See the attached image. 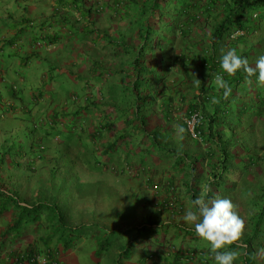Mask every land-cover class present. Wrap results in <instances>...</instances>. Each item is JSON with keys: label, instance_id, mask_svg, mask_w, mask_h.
<instances>
[{"label": "trees", "instance_id": "trees-1", "mask_svg": "<svg viewBox=\"0 0 264 264\" xmlns=\"http://www.w3.org/2000/svg\"><path fill=\"white\" fill-rule=\"evenodd\" d=\"M51 1L56 10L48 19H56L54 24L36 12L41 0H34L33 7L31 0H0V117L7 111L1 103L3 92L6 88L9 91L7 83L24 80L28 69L36 68L30 75L44 81L58 83L73 78L88 88L78 89L70 97L62 115L32 120L28 125L30 142L18 140L22 138L19 135L16 141L0 147V217L8 212L12 217L0 239L19 238L25 231L36 234L24 252L13 253V264H34L31 261L38 255L46 258L47 264H62L61 253L85 237L92 238L94 258L107 256L112 249L117 252L111 264L127 262L138 246L150 251H146L140 262L137 257V264H149L150 260H145L150 257L154 258L151 264H157L158 256L164 259L162 264H168L166 252L158 256L151 254L168 242L159 238L166 234L160 222L152 220L124 231L110 230L95 222L69 224L62 210L75 198L74 184H77L75 191L83 198L82 194H98L103 186L93 181L95 174L104 176L111 172L128 176L124 168L126 159L122 160V168L116 163H100L94 157L89 165L85 160L87 136L94 144L95 140L103 139V133L113 132L114 142L101 153L106 158L113 152L121 155L120 146L131 139L144 145L147 159L155 157L164 162L172 156L174 168L188 172L185 162H191L192 155L167 147L172 111L182 109L180 134L192 140L185 121L196 115L194 132L206 146L201 158L209 170V180L198 191L195 187L199 180L192 178L198 176L194 165L190 167L192 177L186 179L191 186V207L186 214L198 219L199 225L185 232L184 238L190 236L196 240L204 236L209 214L207 202L215 205L227 201L236 207L245 204L250 232L243 238V248L239 247L243 250L241 264H255V248L264 255V141L258 148L255 143L250 147L245 132L253 121L264 118V0H97L102 2L97 7L104 8L111 24L125 22V29H116V36L108 35L106 30H100L97 36L88 28L82 32L78 30L79 21H70L71 15L78 14L80 20L92 25L95 4L86 9L84 0ZM50 26L56 29L52 37ZM63 30L66 33L59 34ZM88 34L95 36L88 39ZM26 36L30 37L26 48L36 47L43 52L60 42L66 48L74 47L70 41L81 42L84 47L86 41L90 42L92 48L86 47L87 53L80 52L75 57L78 63L84 59L90 61V73L62 69L61 64L68 60L63 51L56 55L48 51L42 55L40 51L22 54L25 49L22 38ZM108 59L118 64L111 65ZM31 62L32 66L28 67ZM98 83L102 88L94 89ZM42 99L41 95L33 96V104ZM14 110L8 109L10 113ZM90 112L100 117L94 128L88 123ZM113 116L118 117L114 120ZM152 116L159 117L162 123L155 129H147L146 121ZM63 119L65 133L61 134L74 140L70 148L75 153L68 148L46 152L36 142L37 138L48 134L58 136L60 132L54 134L50 130L59 128ZM195 156L198 159L199 155ZM82 167L80 172L78 168ZM38 173L47 176V180L33 181ZM30 183L39 184L28 191ZM199 196L203 201L196 202ZM158 207L162 208L156 211L159 215L185 214L181 202L171 198ZM153 225L156 227L152 228ZM234 246L232 241L228 248L239 249ZM179 251L178 257L183 255L182 248ZM175 252L174 249V255ZM221 253L219 248H203L191 253L192 260L185 257L182 264L190 261L210 264ZM172 263L179 264L177 256L172 257Z\"/></svg>", "mask_w": 264, "mask_h": 264}, {"label": "rangeland", "instance_id": "rangeland-1", "mask_svg": "<svg viewBox=\"0 0 264 264\" xmlns=\"http://www.w3.org/2000/svg\"><path fill=\"white\" fill-rule=\"evenodd\" d=\"M32 3H34V0H31ZM52 2L51 0H41V4ZM86 3L94 2L96 5V10L93 13V24L90 25L88 21H82L80 20L79 16L77 15V20H79V28L86 27L97 36V34L101 33L100 30H106L108 35L116 36L114 33L117 30H124L125 29V22L118 21V23L113 22L110 23V19L104 10V8L99 9L97 6H101L102 2L97 0H85ZM35 4V3H34ZM126 8V7H125ZM48 9V8H46ZM122 13V11H121ZM80 30V29H78ZM95 35L88 34V39H93ZM129 37V36H128ZM127 37V38H128ZM126 38V39H127ZM90 43V42H89ZM86 41V47H91V43L89 44ZM133 43H135L133 41ZM62 48H66L63 44V42L59 43ZM70 44L72 46L77 47L79 49H86L84 47L83 43L75 41H70ZM94 47V46H93ZM92 48V47H91ZM98 48V47H97ZM105 58V57H104ZM110 62V60L108 59ZM115 64H118L116 62H113ZM110 62L109 64L112 65ZM5 93V91H4ZM59 94V93H58ZM146 110L145 112H147ZM183 109L182 110H174L172 111V117L173 121L170 124V127L167 129L169 130V139L167 142V147L169 150H174L182 153H188L192 155L190 157L191 162H185L186 168L188 172H182L181 170H176L174 168L175 166V158L172 156L170 158H167L164 160V165L167 166V171L173 170V172L176 171V174L172 176L171 178H177V176H180L184 179L187 178L190 180V167L194 165V169L196 170V175L198 177H192L194 178V181L198 179H201L200 186L197 184L198 191H201V189L205 186L206 181L209 180V174H208V168L206 167V162L204 161L201 156H203V153H205L206 146L202 143L193 142L186 136H181L180 134V122L181 118L183 116ZM151 113V111H149ZM160 119L159 117H157ZM156 116H152L146 121V128L147 129H155L158 125H160L162 122L158 120ZM250 130H246L247 138L249 139L250 147L253 146V143H255L256 147H259V144L262 145L264 141V118L263 119H256L252 123ZM62 135V137H61ZM59 137L61 139H66L64 134H59ZM70 149V148H69ZM256 149V148H255ZM257 150V149H256ZM74 154V150L72 151ZM71 154L70 156H73ZM199 155L198 159H196ZM149 167V165H147ZM174 168V169H173ZM80 172L83 171V167L80 169L78 168ZM172 172V171H171ZM262 172V171H261ZM108 175H94L93 181L94 182H100L104 185V187H100L98 194L92 193L90 195H83L81 198V195L75 191L76 185L74 184L72 189L73 193H75V198L69 202V206L67 208H64L62 211L65 214V221L69 224L77 225V224H83V223H92L95 222L101 227L108 228V229H120L122 231L126 229H130L136 226H140L143 224H147L149 221L154 220L156 223L160 222L163 224L165 219H160V215L157 209L162 210L158 207L160 203H164L165 201H155L154 197H151L150 193L148 192V189L144 186H141V182L134 181V179H128L126 176L120 174H114L111 172H108ZM190 174V175H189ZM259 174V173H258ZM168 175V174H166ZM260 176V175H259ZM162 177V175H161ZM38 178H43L45 181L47 180V176H45L42 173H38L34 176L32 179L33 181L37 180ZM163 179L167 180L166 177H162ZM186 179V180H187ZM92 178L90 179V181ZM193 180V179H192ZM178 182H181L177 180ZM188 181V180H187ZM39 183H30L29 184V190L36 188ZM26 192H23L22 194H25ZM46 194L49 195V193L46 191ZM24 197H27V194L24 195ZM182 197V194H181ZM183 198V197H182ZM200 196L197 198L196 202L203 201L200 200ZM179 202H181L183 208L185 209V216L188 220V228L190 229H196L198 219L194 217H190V215L186 214V212L189 211V208L191 207V203L189 202V199H180ZM207 205L209 207L208 211V219L206 222V230L204 231V236H200L196 240H192L191 242H188V244L185 245L184 248L181 246L179 247L177 238L172 239L171 241H168L165 245L162 246V248L157 253H151V254H157V256L161 252H166L169 254L167 258V263H172V257L178 258L179 264L185 263V257L191 258L192 252H196L197 250H201L203 248H219V253L222 252V255L216 254V257L214 261H210V264H241V256L243 253V250L239 247L241 246L243 248V238L246 237L250 232V226H249V220H248V208L245 204L243 205H237V207L233 204H230L227 201L217 202L215 205H213L211 202H207ZM154 206V207H153ZM157 211V212H156ZM156 213V214H155ZM156 219V220H155ZM183 225H186L183 223ZM186 227V226H185ZM220 230L223 232L224 235L228 236L229 239L223 238L221 234L218 232ZM24 234L28 235L30 239L33 240V237H36V234L28 233L27 231L24 232ZM129 237V236H128ZM86 237L81 239L75 246H73L72 249H70L67 252H62L60 257L61 260H63L66 264H111V260L115 259V256L117 252L115 250H110L107 253V256H101L100 258H94V247L91 245V237ZM122 240V239H121ZM235 243V248H239L237 250H230L228 248V245L231 243ZM34 242V240H33ZM32 242V243H33ZM115 244H117L115 242ZM146 247L144 246H138L137 249L132 251L131 259L126 261H123L122 264H137L136 258L141 254V250H144ZM176 250L175 255L173 254L174 249ZM179 248H182L183 255L179 256L181 252L179 251ZM153 252V251H151ZM255 264H264V255L259 254L257 248H255ZM196 257V256H195ZM154 258L150 257L145 260L147 262L150 260V263L153 261ZM158 261L157 264H162V260L164 262V259L161 257H157ZM192 260V259H190ZM173 264V263H172ZM188 264H192V261L188 262Z\"/></svg>", "mask_w": 264, "mask_h": 264}, {"label": "crops", "instance_id": "crops-1", "mask_svg": "<svg viewBox=\"0 0 264 264\" xmlns=\"http://www.w3.org/2000/svg\"><path fill=\"white\" fill-rule=\"evenodd\" d=\"M39 4V3H38ZM83 7L86 9H89L94 2L86 3L85 0L82 3ZM34 6V3H32V7ZM40 9H37L36 12L40 17H42L45 21H50L52 24L55 23V20L53 17L52 19H48L49 17L53 16L52 13L55 12V6L53 2H47L44 4H39L37 6ZM48 8V9H46ZM96 10V5L93 7ZM65 13V12H63ZM94 13V12H93ZM92 13V16H93ZM77 15L74 14L71 15L70 21L73 19L75 21L77 20ZM59 19V16H57ZM54 22V23H53ZM72 23H75L72 21ZM79 26V24H77ZM79 28V27H78ZM84 28H79L82 32H85ZM55 28L54 26H50L48 29L51 37L55 34ZM79 30V31H80ZM65 30L61 31L59 34H65ZM64 36V35H63ZM66 36V35H65ZM69 39L72 38V36H68ZM30 40V37L26 36L25 38H22V45L25 47L24 52L22 54H29L32 52H39V49H36V47H27V43ZM86 49H79L77 47H69V48H62L61 45L58 43L53 46L51 50L46 49L45 51H48L49 53H52L54 55L60 54V52H64L65 55H67L68 60L63 62L61 64L62 69L68 70H74V71H84L87 73L89 72L90 61L87 59H84L82 63H78V61L75 59L77 55H79L80 52L87 53V51H84ZM44 51V52H45ZM68 51V54L66 53ZM43 51H40V55L44 53ZM12 65V63H10ZM82 65V68L80 66ZM32 66V62L28 64V67ZM88 67V68H87ZM36 68L32 69H25L28 72L26 78L23 79H17L14 82H8L7 85L9 87V91L6 88L5 93L3 92V97L5 103V107H7V111L5 112L4 116L0 117V147L5 144H10L13 141H16L19 135H21L22 138H19L18 140L24 141V142H30L29 140V128L28 125L32 120L37 121V117H43L45 116L47 119L57 117V115H62L63 108L65 107V104L67 101L71 100V96L74 95V93L79 89H84L86 87V90H88L87 86L83 83L77 84V82L73 81V78H69L68 81H62L58 83H52L48 81H44L39 77H34V74L30 75V72L34 71ZM84 82V80H83ZM102 88V84L98 83L94 86V89ZM93 91L95 92L96 90ZM1 90V89H0ZM78 90V91H79ZM59 93V94H58ZM35 95H41V98L43 99L37 103V105L33 104V96ZM15 109L13 113H10L8 111L9 108L13 110ZM73 109H71L72 111ZM29 111V112H28ZM28 112V118H26V113ZM59 112L58 114H56ZM118 116H113L112 118L114 120L117 119ZM39 119V118H38ZM80 117L76 119L77 122H79ZM100 120L99 115L93 114V112H90L88 114V123H92L94 126L96 125V122ZM44 123V122H43ZM89 123V124H90ZM66 124L65 119H63L60 123L59 128H53L50 130V133H65L64 125ZM103 139H97L95 140L96 143L92 144V141L89 136H87V143L89 144L86 153H88L85 160H88L89 165H91L92 157L95 159H100V163H116L119 167L122 168V160L126 159L125 162V170L127 171V178L128 179H134V181L141 182V186H144L148 189V192L150 193L151 197H154L155 201H165L169 198H171L173 201H179L180 199H190V191H189V184L188 181L184 179H180L182 177L177 176V178H171L176 174V171L173 172L171 170L170 172L167 171V166L164 165L162 161L155 160V157H152L151 159L146 157L144 153V145L143 144H136L133 142V140L129 139L127 143L123 142L121 147V155L116 154L113 152L112 156L109 155L107 158L101 153L106 150L107 146L110 147L112 143L114 142L113 138V132L110 133H103ZM38 144L40 143L42 147H44L48 152L50 150H61L64 148H70L74 143L73 139L67 138V139H61L58 136H41L37 138L36 141ZM125 143V144H124ZM126 144H128L126 148ZM77 146V150H81L80 147ZM72 151V149L70 148ZM128 151V152H127ZM124 152H126L124 154ZM75 153V150H74ZM128 155V158L125 156ZM143 154V155H142ZM105 162V163H104ZM148 162V164L146 163ZM128 165H131L132 167H142L143 165H149V172L147 174L144 173H136V172H130L127 167ZM174 169V168H173ZM196 172V171H195ZM168 174V175H166ZM166 177L167 180L163 179L162 177ZM149 178V182L148 179ZM177 180L181 181L178 182ZM199 180V186L200 181ZM104 187V185L102 186ZM196 190V187H195ZM182 194V197H181ZM185 214H181L179 216H176L170 212H165L160 215V219H165L163 222L162 230L165 231L166 234H163L159 236V238H166V240L171 241L172 239H176L178 241V244H180L181 240L185 241L180 244L179 246H182V248L185 247L188 242H191V237L188 236L184 238L185 232L192 231V229L188 228V220ZM12 217L10 215V212H8L6 215L3 214L0 217V233L3 232V230L11 223ZM186 224V225H183ZM186 226V227H185ZM152 228H155L156 225L151 226ZM35 238L33 237V240ZM32 239L26 234H21L19 238H7V239H0V247L2 249L0 250V264H13V253H21L24 252V250L29 246L32 242ZM150 249V248H149ZM149 249L143 250L141 254L138 256L137 261L140 262L143 257L146 255V251H150ZM149 253V252H148ZM147 253V254H148ZM113 261V260H111ZM62 264H66L63 260H61Z\"/></svg>", "mask_w": 264, "mask_h": 264}, {"label": "built area", "instance_id": "built-area-1", "mask_svg": "<svg viewBox=\"0 0 264 264\" xmlns=\"http://www.w3.org/2000/svg\"><path fill=\"white\" fill-rule=\"evenodd\" d=\"M196 120H197V116L193 115L192 117H190L189 120L185 121V124H186V127H187V130H188L190 138L200 141L199 135L194 132V125L196 123ZM31 263H34V264H47V261H46V258L38 255L37 257H35L34 260L31 261Z\"/></svg>", "mask_w": 264, "mask_h": 264}, {"label": "clouds", "instance_id": "clouds-1", "mask_svg": "<svg viewBox=\"0 0 264 264\" xmlns=\"http://www.w3.org/2000/svg\"><path fill=\"white\" fill-rule=\"evenodd\" d=\"M2 101H4V99H2ZM1 101V103L5 106L6 104L5 103H3ZM190 137V136H189ZM192 139V138H191ZM192 140H194V139H192ZM195 141H197L198 143H200V141H198V140H195ZM127 169L131 172H136V173H144V174H147L148 172H149V167H145V168H140V167H132L131 165H128V167H127Z\"/></svg>", "mask_w": 264, "mask_h": 264}]
</instances>
